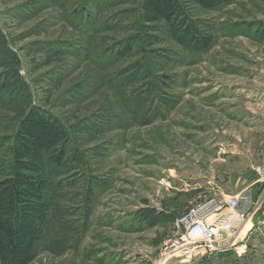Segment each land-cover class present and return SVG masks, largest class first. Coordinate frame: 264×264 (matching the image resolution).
I'll use <instances>...</instances> for the list:
<instances>
[{
	"label": "rangeland",
	"instance_id": "374dc122",
	"mask_svg": "<svg viewBox=\"0 0 264 264\" xmlns=\"http://www.w3.org/2000/svg\"><path fill=\"white\" fill-rule=\"evenodd\" d=\"M154 3L0 0L2 196L27 116L54 138L24 264H158L203 197L264 190V0Z\"/></svg>",
	"mask_w": 264,
	"mask_h": 264
},
{
	"label": "trees",
	"instance_id": "16d2710c",
	"mask_svg": "<svg viewBox=\"0 0 264 264\" xmlns=\"http://www.w3.org/2000/svg\"><path fill=\"white\" fill-rule=\"evenodd\" d=\"M154 1L158 5L153 6L159 11L162 0ZM27 117L16 142L18 175L7 184L3 196L0 193V264L25 263L36 248L41 221L49 207L45 197L49 181L43 169L44 150L53 146L54 138L46 126H33L37 118L34 113Z\"/></svg>",
	"mask_w": 264,
	"mask_h": 264
},
{
	"label": "built area",
	"instance_id": "2783aa9c",
	"mask_svg": "<svg viewBox=\"0 0 264 264\" xmlns=\"http://www.w3.org/2000/svg\"><path fill=\"white\" fill-rule=\"evenodd\" d=\"M241 199L237 195H207L193 204L179 219L182 231L163 247L164 258L191 246L225 248L213 243L227 242L238 233L241 223L248 217V212L240 209Z\"/></svg>",
	"mask_w": 264,
	"mask_h": 264
},
{
	"label": "crops",
	"instance_id": "0c3cea01",
	"mask_svg": "<svg viewBox=\"0 0 264 264\" xmlns=\"http://www.w3.org/2000/svg\"><path fill=\"white\" fill-rule=\"evenodd\" d=\"M240 209L247 211L248 217L225 248L191 246L158 264H264V190L259 193L257 187L247 191Z\"/></svg>",
	"mask_w": 264,
	"mask_h": 264
},
{
	"label": "water",
	"instance_id": "95a60500",
	"mask_svg": "<svg viewBox=\"0 0 264 264\" xmlns=\"http://www.w3.org/2000/svg\"><path fill=\"white\" fill-rule=\"evenodd\" d=\"M223 234V237H226V233H222ZM232 239L228 240L227 242H224V243H218V242H214L213 244L216 245V246H225L228 242H230Z\"/></svg>",
	"mask_w": 264,
	"mask_h": 264
}]
</instances>
